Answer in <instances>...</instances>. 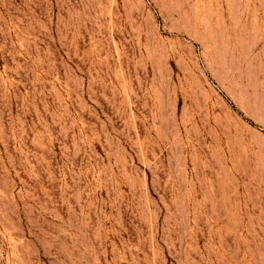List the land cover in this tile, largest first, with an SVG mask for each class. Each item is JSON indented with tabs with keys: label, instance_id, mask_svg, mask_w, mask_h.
Masks as SVG:
<instances>
[{
	"label": "rangeland",
	"instance_id": "rangeland-1",
	"mask_svg": "<svg viewBox=\"0 0 264 264\" xmlns=\"http://www.w3.org/2000/svg\"><path fill=\"white\" fill-rule=\"evenodd\" d=\"M0 264H264V0H0Z\"/></svg>",
	"mask_w": 264,
	"mask_h": 264
}]
</instances>
